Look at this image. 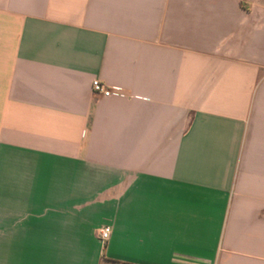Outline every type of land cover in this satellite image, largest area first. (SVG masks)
Here are the masks:
<instances>
[{
	"label": "crops",
	"instance_id": "obj_1",
	"mask_svg": "<svg viewBox=\"0 0 264 264\" xmlns=\"http://www.w3.org/2000/svg\"><path fill=\"white\" fill-rule=\"evenodd\" d=\"M0 264H264V0H0Z\"/></svg>",
	"mask_w": 264,
	"mask_h": 264
},
{
	"label": "built area",
	"instance_id": "obj_2",
	"mask_svg": "<svg viewBox=\"0 0 264 264\" xmlns=\"http://www.w3.org/2000/svg\"><path fill=\"white\" fill-rule=\"evenodd\" d=\"M93 91L103 96L124 95V90L120 86H108L99 79L93 81ZM111 231L110 225H104L98 230L99 238L103 244H106L110 238Z\"/></svg>",
	"mask_w": 264,
	"mask_h": 264
}]
</instances>
